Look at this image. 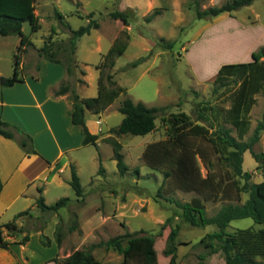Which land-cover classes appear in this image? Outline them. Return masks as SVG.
I'll use <instances>...</instances> for the list:
<instances>
[{
    "label": "rangeland",
    "instance_id": "obj_1",
    "mask_svg": "<svg viewBox=\"0 0 264 264\" xmlns=\"http://www.w3.org/2000/svg\"><path fill=\"white\" fill-rule=\"evenodd\" d=\"M226 1L199 0V6L195 0L36 1L41 29L32 33L30 25L24 24L25 35L33 41V47L27 49L29 55L24 53L25 64H35L40 54L34 47L42 48L52 35L51 50L55 58L73 69L63 84L70 88L71 106L74 94L80 99L98 95L101 75L98 66L115 41L127 40L129 45L116 59L115 67L104 72L105 77L112 75L126 92L100 115L90 111L87 115L98 121L92 129L99 139L96 146L85 149L81 155L79 172L83 198H79L70 185L72 173L67 171L64 176H70V180H63L61 176L64 185L51 187L46 196L49 206L69 198L65 206L58 211L43 212L36 202L26 213L34 218L28 223L29 218L22 216L21 231L3 229L6 237H13L17 242L31 236L27 252L34 262L56 256L57 262L64 264L76 250L108 242L126 233L143 232L142 235L156 238L153 249L157 252V264H168L169 257L165 255L168 238L177 229V264H226L221 250L214 251L199 244L219 228L191 225L184 219L179 206L197 199L203 204L206 216L213 218L224 206L243 204L249 197L245 192L238 193L234 182L239 180L243 186L245 180L233 175L210 136L226 129L231 130L232 136H238L236 129L224 121L238 86L233 82L223 87L215 86V79L222 65L251 62L252 52L248 49L252 47L258 51L264 46V0L220 21L198 18V8L205 11ZM157 10L160 14H156ZM115 11L129 13V23L112 19L110 14ZM56 12L64 16L62 21ZM152 15L153 20L147 21ZM249 15L254 25L246 22ZM92 20H97L100 27L82 37L73 53L71 29L78 30ZM2 37L0 35V70L9 73L17 52L14 43L19 37L13 35L6 41ZM126 98L159 109L156 129L151 134L119 136L111 132L124 119L119 108ZM256 100L249 114L250 130L244 141L251 140L263 121L264 90ZM181 113L194 125L206 128L208 135L197 136L187 130L180 144L171 143L170 122L174 115ZM109 138L118 140L123 146L129 167L126 175L118 171ZM154 143H165L171 150L167 159H164L163 149L157 156L164 162L161 171L152 169L144 157L147 147ZM254 151L264 152V130L260 132ZM177 158L186 163L182 169L175 164ZM101 165L104 172H100ZM243 169L252 174L251 183L263 181L264 165L256 162L250 151L244 156ZM167 172L171 173L169 177L165 176ZM208 175L212 184L202 182ZM248 228L258 230L264 228V224H255L251 218L235 220L227 232ZM58 237L62 239L60 246ZM43 241L51 245L46 246ZM127 245L124 240L123 246ZM93 254L103 264L123 262V255L114 248L102 246ZM130 255L133 264H147L144 248L132 250Z\"/></svg>",
    "mask_w": 264,
    "mask_h": 264
},
{
    "label": "trees",
    "instance_id": "obj_2",
    "mask_svg": "<svg viewBox=\"0 0 264 264\" xmlns=\"http://www.w3.org/2000/svg\"><path fill=\"white\" fill-rule=\"evenodd\" d=\"M36 1L0 0V35L4 37L15 35L21 38V43L14 55L13 76L4 79L5 86H12L22 81L19 78L21 57L29 47H33L30 37L25 35L23 31L24 24L28 23L30 25L32 33L38 32L41 29L40 17L36 14ZM256 1L258 0H227L222 5L213 6L205 11H201L198 8L197 16L199 19L216 18L222 14L232 13L244 7L251 6ZM195 2L199 6V0H195ZM156 14H160V11L157 10ZM56 16L61 21L64 19V16L59 12H56ZM110 17L115 20H122L125 24H128L131 16L127 12L115 11L110 14ZM153 18L154 15L147 18V21L151 22ZM99 25L97 20H92L78 30L71 29L72 35L70 43L73 47V53H75L78 41L82 37L89 35L93 29H98L100 27ZM67 27L69 26L67 25ZM52 33H55V29H52ZM52 45L51 35L46 40L44 46L39 49L40 56L52 62L62 64L60 60L55 58L51 50ZM128 45L127 40L117 39L103 56V60L98 66L101 75L98 80V95L96 97L80 99L78 95L74 94V104L71 113L72 122L82 128L85 136L84 145L86 146H96L99 137L90 133L86 125L85 111L88 110L92 114L100 115L126 92L124 87L117 85L112 75L108 74L105 77L104 72L107 69H113L115 67L116 59L127 51ZM170 47H172V44H170ZM66 69L69 75L73 73L71 66L66 67ZM228 82H233L238 87L233 93L232 104L224 115V121L236 129L238 139L232 136L231 130L226 129L210 136V140L221 154V159L227 162L232 169L233 175L245 180L243 186H241L239 180L234 182L237 185L238 193L245 192L249 197L243 204L224 206L213 218L206 216V210L203 204L197 199L191 203L179 204V206L183 211L184 219L191 225H216L219 228L218 232L209 234L199 244L214 251L221 250L224 254L226 264H264V228L258 230L254 228L240 229L234 233L227 232V228L235 220L251 218L255 224H264V176L262 182L251 183L252 174L243 169L244 156L248 151L252 153L256 162L264 165V152L256 153L254 151L255 145L260 140V132L264 130V115L263 121L257 128L255 135L251 140L244 141L245 136L250 130L249 114L256 104V96L264 90V46L260 50L252 53L251 62L232 63L221 66L215 79V86L223 87ZM215 91H217V88ZM68 92H70L69 86H62L58 90L57 95H63ZM119 112L124 115V119L119 126L111 129V132L116 135L147 136L156 129L159 109L155 107H149L143 102H135L131 98H126L121 103ZM170 126V141L173 144H180L187 130L197 136H207L209 132L203 126L194 125L184 113L174 115ZM16 133L22 135L19 138V144L26 153L36 154L37 152L34 149L32 138L29 135L20 132L18 129L14 131L9 124L0 122V135L9 139H15ZM108 142L113 146V159L117 161L118 171L121 175H126L129 167L125 162L122 144L114 138H109ZM161 149H163L164 159H167L171 155V150L166 147L165 143L151 144L144 153L146 162L154 170L161 171V166L164 164L162 160L157 158ZM175 164L180 169L186 165L182 158H177ZM100 172H104L102 165L100 166ZM71 173L72 179L70 185L75 190L76 195L79 198H83V189L75 166H72ZM170 175V172L165 173L166 177ZM202 182L204 184H212L213 180L208 175ZM217 185L220 186L221 183ZM192 187H194L193 184ZM2 189L3 184L0 181V193ZM40 192H42V189H40ZM69 201V198H63L55 205L49 206L46 204L45 198L40 196L37 200V205L43 212L51 210L58 211ZM26 213L23 212L17 217L24 216ZM4 228L16 231L18 226L16 221L8 223L5 226H0V249H9L12 243L6 240L3 231ZM141 233L143 232L135 234L126 233L123 236L112 238L108 242L92 244L88 248L76 250L64 260V264H103L93 254L96 248L102 246L114 248L120 252L123 255L122 264H133L130 251L144 248L147 264H157V252L153 249L156 238L154 236L142 235ZM177 236L178 230L174 229L168 238L165 250V255L169 257L168 264H177V246L175 244ZM29 240L30 237L26 236L20 244L24 245ZM124 240L128 242L127 247L123 246ZM43 243L46 246L51 245V242L47 243L43 241ZM61 243L62 239L58 237L59 246ZM54 261H57V259Z\"/></svg>",
    "mask_w": 264,
    "mask_h": 264
},
{
    "label": "crops",
    "instance_id": "obj_3",
    "mask_svg": "<svg viewBox=\"0 0 264 264\" xmlns=\"http://www.w3.org/2000/svg\"><path fill=\"white\" fill-rule=\"evenodd\" d=\"M258 1L241 10L254 7ZM241 10L225 13L213 19L220 21ZM36 14L38 15L37 10ZM249 17L250 15L246 22L251 23ZM11 37L2 38L6 41ZM20 43L19 37L14 46L18 48ZM34 48L37 52L40 49ZM255 51L256 48L248 49V52ZM29 53L28 50L25 52L26 55ZM25 54L19 68L21 82L12 86L4 85V79L13 76L14 64L9 73L0 70V122L9 124L14 131L18 129L29 135L37 152L26 153L19 144V138L22 137L19 133H16L15 139L0 135V181L3 184L0 193V226L16 221L19 231L23 229L21 221L23 217L17 216L33 208L40 196L46 200L51 187H61L64 185L61 184L64 179L70 180V176L65 177L64 174L67 171L71 173L72 166L76 167L80 177L81 155L84 154L85 149L94 147L84 145L85 136L82 128L72 122L73 106L68 100L70 93L57 95L58 90L69 79L64 64L37 56L38 60H35V64L26 65ZM88 113L90 112L86 110V125L90 133L96 135L92 127L97 125L98 121L89 119ZM24 217L29 218L28 223L34 218L33 215ZM4 236L12 244L9 249H0V264H59L53 261L57 259L56 256L34 262L27 252L31 236L24 245L20 244V241H15L13 237H6L5 234Z\"/></svg>",
    "mask_w": 264,
    "mask_h": 264
}]
</instances>
